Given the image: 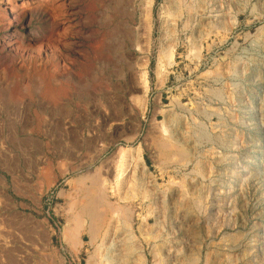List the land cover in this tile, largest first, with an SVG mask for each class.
<instances>
[{
  "label": "rangeland",
  "instance_id": "rangeland-1",
  "mask_svg": "<svg viewBox=\"0 0 264 264\" xmlns=\"http://www.w3.org/2000/svg\"><path fill=\"white\" fill-rule=\"evenodd\" d=\"M21 3L0 12V264H264V0Z\"/></svg>",
  "mask_w": 264,
  "mask_h": 264
},
{
  "label": "bare ground",
  "instance_id": "bare-ground-1",
  "mask_svg": "<svg viewBox=\"0 0 264 264\" xmlns=\"http://www.w3.org/2000/svg\"><path fill=\"white\" fill-rule=\"evenodd\" d=\"M38 1L39 0H21V5H22V7L23 6H28L30 3H37V5H38ZM10 3H12V0H0V12L4 9V6H7V5H9ZM33 6H34V4H33ZM40 6V5H39ZM38 6V7H39ZM37 8V7H36ZM5 9H7V8H5ZM57 83V82H56ZM64 168V167H63ZM84 179V178H83ZM87 180V179H86ZM82 181L83 180H81V183H82ZM86 183V182H85ZM50 184V183H49ZM48 184V185H49ZM101 186V185H100ZM95 187V186H94ZM86 188V187H85ZM93 189V188H92ZM95 189V188H94ZM93 189V190H94ZM90 192V191H89ZM92 192V191H91ZM85 193V192H84ZM91 195H88V196H90L91 198H89V202L87 203V205L86 206H84V207H80L81 208V214L83 215V216H86V218L87 217H89L91 220H92V224H90L91 226H90V228H91V232H92V234H94L97 230H98V228H99V232H100V227H98L97 229H96V224H95V220L94 219H96L97 218V216H96V211H97V204L96 203H98L97 201H95V199L96 198H94L95 196H96V194H99V192L98 193H96V191L94 190V192H92V193H90ZM85 196H87V194L85 195ZM98 196V195H97ZM99 197V196H98ZM77 201V200H76ZM72 202V201H71ZM70 202V203H71ZM75 202V201H74ZM73 202V203H74ZM96 202V203H95ZM73 203H72V205H73ZM75 204H76V202H75ZM74 204V205H75ZM83 204V203H82ZM71 205V204H70ZM74 207V206H73ZM109 207V206H108ZM75 208H76V205H75ZM113 208V207H112ZM124 210V209H123ZM98 212V211H97ZM123 212V211H122ZM124 213V212H123ZM125 213H126V210H125ZM127 213H128V211H127ZM129 214V213H128ZM79 216V215H78ZM126 216V215H125ZM75 219H77L78 220V218L76 217ZM79 219H80V217H79ZM81 220V219H80ZM77 221V223H75V226H73V227H71L68 231H66V233H67V236L69 235V237H70V241L72 242L74 239H77V236H79V230H80V228H81V226H82V224H81V221ZM83 221V220H82ZM91 223V222H90ZM89 228V229H90ZM98 232V231H97ZM97 232H96V234H97ZM95 234V235H96ZM98 235H100V234H98ZM93 236V235H92ZM103 236V235H102ZM68 237V238H69ZM94 237H96V236H94ZM73 239V240H72ZM95 240V239H94ZM76 242V241H75Z\"/></svg>",
  "mask_w": 264,
  "mask_h": 264
}]
</instances>
